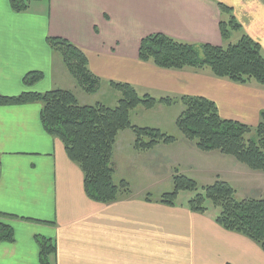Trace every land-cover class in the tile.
<instances>
[{"label":"crops","instance_id":"0c3cea01","mask_svg":"<svg viewBox=\"0 0 264 264\" xmlns=\"http://www.w3.org/2000/svg\"><path fill=\"white\" fill-rule=\"evenodd\" d=\"M218 2L233 9L264 56V0H41L21 13L0 0V94L71 91L66 87L75 81L46 44L47 37H59L84 53L104 88L117 82L154 98L203 97L216 104L221 118L256 127L264 111L263 87L208 72L164 70L138 58L141 39L153 33L222 46ZM31 71L43 79L25 87L22 79ZM41 108L39 103L0 106V214L7 215L0 220L14 234L12 242H0V264H39L36 236L55 242L54 264H264L256 243L224 230L210 215L190 212L183 201L168 207L158 198L147 202L142 194L110 204L89 200L80 168L61 141L43 130ZM124 132L133 148L132 132L119 136ZM175 132L173 144H159L145 160L159 162L171 178L175 170L212 175L224 167L231 176L233 170L229 179H242L245 186L251 177L263 185L257 194L264 193L263 173L232 157L201 152Z\"/></svg>","mask_w":264,"mask_h":264},{"label":"trees","instance_id":"16d2710c","mask_svg":"<svg viewBox=\"0 0 264 264\" xmlns=\"http://www.w3.org/2000/svg\"><path fill=\"white\" fill-rule=\"evenodd\" d=\"M41 0H9L12 11L25 12L31 2ZM219 32L222 46L193 44L176 40L161 33H153L141 39L138 58L164 70H192L227 80L239 85H257L264 88V56L256 41L242 31L233 9L218 2ZM239 33L238 40L231 41ZM49 49L59 55L71 77L87 94H97L102 81L89 70L84 53L69 41L59 37H47ZM43 79V74L31 71L22 83L31 87ZM109 87L119 94L113 108L103 104L95 106L79 104L70 90L55 89L45 93H22L8 97L0 94V106L41 104L40 123L50 136L63 144L68 159L83 174L86 197L99 204H110L130 196L131 190L124 179L115 181L112 164L114 147L119 134L129 130L134 136L135 151H150L159 144L170 145L176 141L156 128H139L131 124V112L142 106L151 110L157 105L182 107L176 120V128L182 137L194 142L205 153L217 152L232 157L250 170L264 173V111L260 121L251 127L237 121L221 118L216 104L203 97L182 96L154 98L140 95L126 83L109 82ZM173 189L156 200L157 203L175 207L181 193L193 196L183 200L192 213L210 215L215 223L226 231L245 236L264 252V198H235V190L223 180L199 188L196 181L183 174L172 176ZM145 201L152 202L150 196ZM182 202V203H183ZM7 215L0 214V218ZM11 227L0 220V242H12ZM39 264H54L56 244L47 237L36 236Z\"/></svg>","mask_w":264,"mask_h":264},{"label":"rangeland","instance_id":"374dc122","mask_svg":"<svg viewBox=\"0 0 264 264\" xmlns=\"http://www.w3.org/2000/svg\"><path fill=\"white\" fill-rule=\"evenodd\" d=\"M238 36L239 33H234L232 35L231 41L235 43L238 40ZM59 86L62 88V86L65 85ZM66 88H71V91L77 96L81 104H89V106L103 104L105 106L113 108L114 106H116L117 100L119 98V94L108 87H102L99 92L94 95L83 92L78 86L77 82H75V84L73 85L70 82V84L67 85ZM115 97L116 99H114ZM180 114L181 105L179 103L171 107L159 104L151 110L145 109L144 107L140 106L136 108V110L131 112V124L138 126L139 128H157L162 133L167 134L168 136H174L175 131L176 135L179 134L175 123ZM127 133L128 132H124L122 136H119L117 138V144L114 147L115 155H113L112 164L115 171V181L118 182L119 180L124 179L128 182L131 190V194L129 197H137V195L142 194V196L144 197L150 196L152 200L159 198V196L164 193L171 192L173 189V183L172 178L168 175V171L164 167L160 166L159 162L149 163L147 162V160H145V158H147L151 154V151L134 152L133 148H129L127 140L123 139V136H127ZM117 147H121L126 154L130 153V156L128 158H125L123 156V150H119V148ZM235 161L239 163L237 160ZM241 165L245 166L244 164ZM246 168L249 169L248 167ZM215 169L218 170V173H214L212 175L187 173V175L185 176L196 181L199 188L211 185L215 182V180L218 179L223 181L229 180L231 182L229 184L235 190V198L237 200H259L264 198V193H262L261 195L257 194L259 191H261V186L263 185L257 183L251 177L249 178L247 184L245 186H242V183L240 182L242 181V179L240 181L238 179H229L230 177H234L233 170H231V176L230 171L227 168L216 167ZM222 170L224 171L222 177L216 176L218 174H221ZM191 196H193V194L188 192L181 193L179 195L178 202L186 200Z\"/></svg>","mask_w":264,"mask_h":264}]
</instances>
